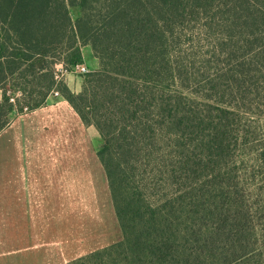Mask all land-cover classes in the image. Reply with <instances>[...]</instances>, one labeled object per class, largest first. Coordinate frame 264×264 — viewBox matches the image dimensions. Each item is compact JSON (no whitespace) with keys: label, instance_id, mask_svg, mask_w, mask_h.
<instances>
[{"label":"trees","instance_id":"1","mask_svg":"<svg viewBox=\"0 0 264 264\" xmlns=\"http://www.w3.org/2000/svg\"><path fill=\"white\" fill-rule=\"evenodd\" d=\"M53 91L121 231L67 264H264V0H0V131Z\"/></svg>","mask_w":264,"mask_h":264},{"label":"crops","instance_id":"2","mask_svg":"<svg viewBox=\"0 0 264 264\" xmlns=\"http://www.w3.org/2000/svg\"><path fill=\"white\" fill-rule=\"evenodd\" d=\"M81 52L94 70L90 48ZM64 82L80 91L81 77ZM99 142L60 98L0 131V264H67L121 239Z\"/></svg>","mask_w":264,"mask_h":264},{"label":"built area","instance_id":"3","mask_svg":"<svg viewBox=\"0 0 264 264\" xmlns=\"http://www.w3.org/2000/svg\"><path fill=\"white\" fill-rule=\"evenodd\" d=\"M91 71L88 67H86L84 64H75L70 68L64 67L63 65H59L55 72H54V78L55 80H60L62 76L67 74H84ZM53 93L56 95L57 92L53 91Z\"/></svg>","mask_w":264,"mask_h":264},{"label":"rangeland","instance_id":"4","mask_svg":"<svg viewBox=\"0 0 264 264\" xmlns=\"http://www.w3.org/2000/svg\"><path fill=\"white\" fill-rule=\"evenodd\" d=\"M77 10H75V9H72V12H71V14H72V18H75L76 17V15H77ZM47 61H52L51 60V58H50V60L48 59ZM85 65V64H84ZM86 67H88L89 68V65H85ZM92 69H96V68H94V66L92 67ZM68 78V79H74V78H78L79 77V75H75V74H68V75H65V76H62L61 77V79H60V81H63L64 82V79L65 78ZM65 83V82H64ZM7 89H8V93H11V91H12V89L11 88H9V87H7ZM20 95H21V92L19 91V90H15V92H14V97H20ZM53 97H55V94L52 92L51 93V95H50V97H49V99H48V101H52L53 100ZM14 102V101H13ZM15 103V102H14ZM103 203H104V201H103Z\"/></svg>","mask_w":264,"mask_h":264}]
</instances>
